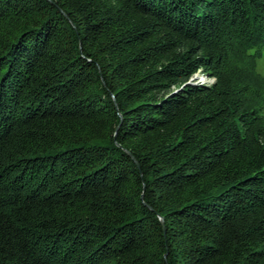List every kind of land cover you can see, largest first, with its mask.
Returning a JSON list of instances; mask_svg holds the SVG:
<instances>
[{"label": "trees", "instance_id": "obj_1", "mask_svg": "<svg viewBox=\"0 0 264 264\" xmlns=\"http://www.w3.org/2000/svg\"><path fill=\"white\" fill-rule=\"evenodd\" d=\"M263 56L264 0H0V264H264Z\"/></svg>", "mask_w": 264, "mask_h": 264}, {"label": "rangeland", "instance_id": "obj_2", "mask_svg": "<svg viewBox=\"0 0 264 264\" xmlns=\"http://www.w3.org/2000/svg\"><path fill=\"white\" fill-rule=\"evenodd\" d=\"M257 73L260 77H264V56L258 61V64H257ZM203 81V82H202ZM192 83H198V82H201V83H211L212 80L210 78H208V76L200 73V72H197L193 78H192Z\"/></svg>", "mask_w": 264, "mask_h": 264}, {"label": "water", "instance_id": "obj_3", "mask_svg": "<svg viewBox=\"0 0 264 264\" xmlns=\"http://www.w3.org/2000/svg\"><path fill=\"white\" fill-rule=\"evenodd\" d=\"M160 221H161V223H162V219L160 218Z\"/></svg>", "mask_w": 264, "mask_h": 264}, {"label": "bare ground", "instance_id": "obj_4", "mask_svg": "<svg viewBox=\"0 0 264 264\" xmlns=\"http://www.w3.org/2000/svg\"><path fill=\"white\" fill-rule=\"evenodd\" d=\"M203 82V81H202Z\"/></svg>", "mask_w": 264, "mask_h": 264}]
</instances>
